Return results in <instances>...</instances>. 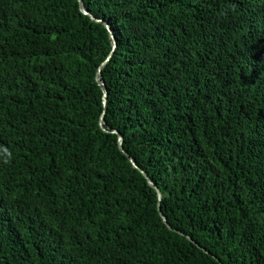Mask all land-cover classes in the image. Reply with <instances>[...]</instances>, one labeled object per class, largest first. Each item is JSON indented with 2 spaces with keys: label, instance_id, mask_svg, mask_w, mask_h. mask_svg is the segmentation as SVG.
Here are the masks:
<instances>
[{
  "label": "trees",
  "instance_id": "trees-1",
  "mask_svg": "<svg viewBox=\"0 0 264 264\" xmlns=\"http://www.w3.org/2000/svg\"><path fill=\"white\" fill-rule=\"evenodd\" d=\"M84 2L0 0V264H264V0Z\"/></svg>",
  "mask_w": 264,
  "mask_h": 264
},
{
  "label": "water",
  "instance_id": "water-1",
  "mask_svg": "<svg viewBox=\"0 0 264 264\" xmlns=\"http://www.w3.org/2000/svg\"><path fill=\"white\" fill-rule=\"evenodd\" d=\"M79 1V4H80V10L84 13V14H87L89 15L92 19L96 20V21H104L106 27L109 29V32H110V35H111V38H112V43H113V48L115 49L117 47V37H116V34L111 26V24L105 20H102L98 17H96L90 10L89 8L86 6L84 0H78ZM113 55V52L109 54V56L107 57V59L101 64V66L99 67V70H98V73H97V81L98 83L101 85L102 89H103V93H104V96H103V102L104 104L106 105L107 104V98H108V88H107V85L103 79V75H102V68L105 67L107 65V63L110 61L111 57ZM105 113L106 111L104 110L101 117H100V125L101 127L106 130V131H109V129L106 128L105 126ZM111 132L113 133H116L118 134V144H119V147L120 149L126 154L129 156L131 162L133 163V165L138 168L144 175L145 177L147 178L149 184L151 186H153L156 191H157V195H158V198H159V201H158V209H159V212H160V215L162 216L164 222L167 224V226L170 228V229H174L173 226L171 225V223L169 222L168 220V217L166 216V214L164 213L163 209H162V199L164 198V193L163 191L161 190L160 186L154 182V180L150 177V175L142 168L138 165L137 161L135 160V158H133L129 152L126 150L125 146H124V136L123 134L118 131L117 129H111L110 130ZM178 233L186 236L189 240L193 241L194 243L197 244V246H199L201 249H203L205 252L211 254V252L209 250H207V248L203 247L200 243H198L197 241L194 240V238L190 235H188L187 233H185L184 231L182 230H179V229H175ZM216 259H218L221 264H225L224 262H222L216 255H213Z\"/></svg>",
  "mask_w": 264,
  "mask_h": 264
}]
</instances>
